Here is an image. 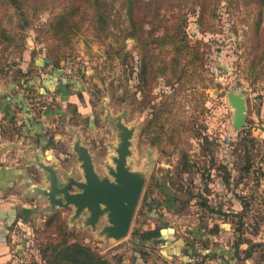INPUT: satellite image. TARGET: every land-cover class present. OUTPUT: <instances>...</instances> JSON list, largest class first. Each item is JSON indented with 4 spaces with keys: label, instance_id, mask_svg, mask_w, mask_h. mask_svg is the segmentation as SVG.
Returning a JSON list of instances; mask_svg holds the SVG:
<instances>
[{
    "label": "rangeland",
    "instance_id": "374dc122",
    "mask_svg": "<svg viewBox=\"0 0 264 264\" xmlns=\"http://www.w3.org/2000/svg\"><path fill=\"white\" fill-rule=\"evenodd\" d=\"M208 1L215 8L212 14L198 24L197 15L189 11L186 25L188 42H199L204 61L183 66L186 76L174 91L169 70L142 85L141 48L126 35L123 0L112 1L116 12L110 27L96 32L84 26L63 42L54 41L45 28L52 7L36 12L27 8L25 25L0 0V88L11 85L14 95H22L19 87L32 76L34 59L40 64L48 56L59 61V67L52 65L54 75H48L59 76L67 93H78L81 113L67 105L54 123L56 129L64 131V116H71V123L81 125L86 143L103 155L117 141L112 119L118 116L134 129L130 165L145 172L124 238L108 240L97 234L103 221L92 232L83 226V217L70 223L73 212L57 209L30 220L29 234L18 230L20 249L9 264H45L38 244L49 241L58 227L114 264H185L189 257L181 245L171 254L176 249L173 239L203 251L227 249L240 241V250L249 248L251 253L245 258L239 253L230 262L214 257L200 264H264V133L258 132L264 131V0ZM46 68L42 74L52 70ZM229 91L241 94L246 103V125L238 130L232 126ZM242 140L249 142L257 168L248 174L241 172ZM222 164L230 169L227 180ZM53 214L56 218L46 226ZM161 217L168 228L165 241L134 247L132 233L155 228Z\"/></svg>",
    "mask_w": 264,
    "mask_h": 264
},
{
    "label": "trees",
    "instance_id": "16d2710c",
    "mask_svg": "<svg viewBox=\"0 0 264 264\" xmlns=\"http://www.w3.org/2000/svg\"><path fill=\"white\" fill-rule=\"evenodd\" d=\"M19 15V19L26 22V9L31 7L35 12L45 10L51 7L52 16L45 24L47 33H50L54 41L63 42L69 41L72 36L85 26L88 25L94 31H104L113 23L112 1L113 0H5ZM125 23L129 28L130 37L134 38L139 43L141 48V57L139 60L140 79L144 87L148 86V82L154 79L157 75H166L167 70L171 74V79L174 83V91L177 85L180 86L182 78L186 76V69L197 61L203 60V52L200 51L199 42H188L187 38V16L189 11L197 15V23L203 21L205 14L210 15L215 8H210L208 0H123ZM169 46L170 48H167ZM170 55L169 60L166 57ZM50 65L59 67V61L53 60L52 57H47ZM46 58V59H47ZM189 59L188 62H185ZM183 62H185L183 64ZM27 71L22 74L27 76ZM27 80V79H26ZM26 80H24L26 82ZM23 82V84L25 83ZM173 88V87H172ZM75 110V109H73ZM75 112V111H74ZM245 140V139H244ZM244 140L241 143V172L244 174L250 173V170L257 169L253 166L251 160V151L249 150V142ZM185 157V156H184ZM212 164V161L210 162ZM256 165V163H254ZM225 164L219 166L225 180L230 177L228 168ZM183 170L186 173L190 170ZM226 175V176H225ZM169 209V206H167ZM219 214V212H216ZM223 214V213H222ZM56 218L47 219L50 223ZM167 225L164 223V218L161 217V222L158 226L150 230H135L132 233V244L136 248L143 246L152 247L155 243L165 241L167 233ZM166 231V233H165ZM64 230H58L51 233L49 241L39 242V252L45 264H114L104 258L97 251L89 246L83 245ZM198 240L200 238H194ZM173 241L176 249L172 250L171 254L177 252L178 245H181L185 254L189 259L187 263L200 256V264L214 257H220L233 261L238 257L239 253H244V258L251 255L249 248L240 250L238 241L233 247L228 249L211 247L206 250H198L183 243L180 239ZM170 244V245H172ZM186 245V246H185ZM172 247L171 249H173ZM170 251V250H169ZM176 251V252H175ZM116 264H121L117 262Z\"/></svg>",
    "mask_w": 264,
    "mask_h": 264
},
{
    "label": "crops",
    "instance_id": "0c3cea01",
    "mask_svg": "<svg viewBox=\"0 0 264 264\" xmlns=\"http://www.w3.org/2000/svg\"><path fill=\"white\" fill-rule=\"evenodd\" d=\"M31 66L32 76L19 87L22 95H14L11 85L7 89L0 88V264H9L17 258L20 249L15 241L18 230L29 234V221L48 212V201L32 191L36 187L48 186L40 165L50 166L61 181L67 176L82 180L79 163L72 151L76 134L92 155L95 169L100 174L103 173L100 164L108 154L107 151L103 155L97 154V150L86 143L81 125L71 123V116H64V131L56 129L54 123L64 114L63 108L67 105L75 109L76 115L81 113L80 97L74 91L67 93L59 76L53 78L56 69L46 58L41 64L34 59ZM46 67H52V70L42 74ZM45 119L52 124H45ZM258 132L264 133L263 130ZM57 209L73 212L70 206L55 211ZM83 215L86 214L79 218Z\"/></svg>",
    "mask_w": 264,
    "mask_h": 264
},
{
    "label": "water",
    "instance_id": "95a60500",
    "mask_svg": "<svg viewBox=\"0 0 264 264\" xmlns=\"http://www.w3.org/2000/svg\"><path fill=\"white\" fill-rule=\"evenodd\" d=\"M227 99L234 108L233 129L243 128L247 117L245 99L233 91L227 93ZM112 120L117 141L100 164L102 174L96 171L92 155L76 134L72 151L79 163L82 180L67 176L61 181L50 166L41 164L48 186L36 187L32 191L48 201V212L70 206L73 209L71 221L85 213L83 226H89L93 232L103 221L97 234L118 241L129 232L145 183V172L132 168L129 162L134 129L118 116Z\"/></svg>",
    "mask_w": 264,
    "mask_h": 264
}]
</instances>
